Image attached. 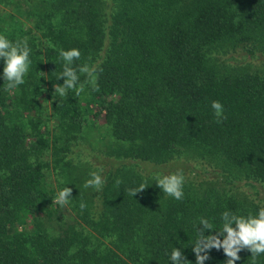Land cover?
Wrapping results in <instances>:
<instances>
[{
  "label": "trees",
  "instance_id": "obj_1",
  "mask_svg": "<svg viewBox=\"0 0 264 264\" xmlns=\"http://www.w3.org/2000/svg\"><path fill=\"white\" fill-rule=\"evenodd\" d=\"M0 34L32 62L7 90L0 60V264H171L174 247L195 264L201 217L219 231L264 207L243 189L264 188V0H0ZM71 48L98 92L53 94ZM101 168L102 191L84 188ZM177 170L182 200L156 185Z\"/></svg>",
  "mask_w": 264,
  "mask_h": 264
},
{
  "label": "clouds",
  "instance_id": "obj_2",
  "mask_svg": "<svg viewBox=\"0 0 264 264\" xmlns=\"http://www.w3.org/2000/svg\"><path fill=\"white\" fill-rule=\"evenodd\" d=\"M31 48L27 40L11 41L6 35L0 34V60H3V80L7 90H14L19 85L25 83V76L28 74L31 59ZM59 57L63 60V70L57 79H63V83L54 86L53 94L63 98L73 91L76 96H80L85 90V84H90L93 91H99L98 74L95 66L85 63L78 67H73L74 61L79 60L81 52L77 48L69 50L60 49ZM80 74L86 77L84 83L80 82ZM43 75V73H42ZM214 116L217 123L223 122L227 117L224 113V106L218 100L211 102ZM103 168L99 172L89 173L90 178L84 182V188H92L97 193L101 192L106 179L102 176ZM120 181H117L119 184ZM185 176L183 170H177L171 174H162L156 177V185L167 196L176 200L184 198L183 186ZM146 188L141 184L137 188L128 190L129 195L135 196ZM72 198V188L65 186L60 189L53 199V203L60 207L69 204ZM81 210L86 208V204L80 203ZM222 225L219 231L213 230L211 222L204 217L199 219L197 227V239L193 245V252L196 260L195 264H204L209 259L208 252L215 248L222 249L226 256V264H236L241 259L239 253L246 250L251 253L252 264H257V257L264 254V207H260L258 212L247 216L237 215L230 211L221 214ZM208 233L205 235V233ZM171 264H189L180 248L174 247L169 257Z\"/></svg>",
  "mask_w": 264,
  "mask_h": 264
},
{
  "label": "rangeland",
  "instance_id": "obj_3",
  "mask_svg": "<svg viewBox=\"0 0 264 264\" xmlns=\"http://www.w3.org/2000/svg\"><path fill=\"white\" fill-rule=\"evenodd\" d=\"M95 122L96 123L102 122V118H98ZM243 189L247 194H250L252 196H255L256 194L257 198L260 199L262 203H264V188H262L261 186L254 187L247 185Z\"/></svg>",
  "mask_w": 264,
  "mask_h": 264
}]
</instances>
